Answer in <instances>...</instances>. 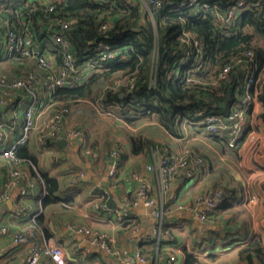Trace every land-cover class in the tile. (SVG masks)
<instances>
[{
    "label": "crops",
    "instance_id": "0c3cea01",
    "mask_svg": "<svg viewBox=\"0 0 264 264\" xmlns=\"http://www.w3.org/2000/svg\"><path fill=\"white\" fill-rule=\"evenodd\" d=\"M9 94L14 95L12 91ZM249 106L248 123L236 149L226 144L227 135L217 134L220 138H213L202 127L184 124L182 136L174 137L157 121L147 119L132 125L114 116H98L101 114L96 113L93 104L94 111L84 114L77 113L80 108H73L69 119L83 124L85 129L78 126L81 136L72 141L64 131L65 147L57 143L59 139L42 147L33 134L19 149H26L35 160L18 156L20 163L15 168L21 174L17 177H8L11 163L1 151L3 146L12 144L18 128H7L6 133L0 130L5 144H0V264H26L31 250L30 246L15 244L13 233L4 234L1 228L8 226L12 231L28 228L30 223H37L38 216L42 217L40 224H36L38 238L41 242L53 240L59 244L67 264H122L106 250L92 245L84 234L68 229V224L89 226L108 234L122 257H131L141 249L145 254L156 253L158 264H170V255H176L175 264H185L188 251L203 264H263L256 257L248 262L239 256L242 245L253 238L260 237L264 244V104L256 95ZM3 113L0 108V120ZM97 119L105 126V137H98L92 129ZM67 120V129L74 126H69ZM138 136L153 140L157 149L144 146L136 152L132 138ZM158 136L164 137L166 143L161 144ZM83 144L92 147L86 150ZM114 145L120 149V164L116 176L109 178ZM185 145L206 155L208 167L194 177L180 172L166 192L160 193L156 172L149 169L156 151L175 154ZM40 171L59 182L55 201L47 205ZM78 171H84L85 178L73 181ZM142 179L150 182L157 205L163 204L162 223L143 203L127 205L126 199L133 197ZM100 189H108L109 211H102L92 203V193ZM218 189L228 193L226 201L208 219L201 220V207L196 204L198 196ZM49 262L48 258L40 264Z\"/></svg>",
    "mask_w": 264,
    "mask_h": 264
},
{
    "label": "trees",
    "instance_id": "16d2710c",
    "mask_svg": "<svg viewBox=\"0 0 264 264\" xmlns=\"http://www.w3.org/2000/svg\"><path fill=\"white\" fill-rule=\"evenodd\" d=\"M20 1L0 0V14L14 19L16 13L9 14L8 10H14ZM49 1L56 5L54 16L77 19L69 33L77 64L85 61L88 47L98 41L109 45L114 53L82 85L59 88L54 94L57 100L72 105L98 102L106 115L110 112L109 116L132 125L147 119L157 121L174 137L182 136L187 121L203 128L202 120L208 114H229L249 78L253 80L252 93L264 104V0H246L243 7H235L239 0H159L161 7L152 13L143 0ZM229 16L232 19L225 22ZM7 62L11 64L9 71L3 66ZM229 62L237 64L220 78ZM37 70L44 72L27 57H0V94L1 89L16 91L8 83ZM108 106H112L110 111ZM262 117L264 120V111ZM216 135L211 136L220 138ZM225 138L232 149L241 141L231 146ZM132 140L136 152L144 146H157L144 136ZM15 154L35 160L26 149L17 148ZM40 177L47 205L55 201L59 182L44 171ZM41 218H36V224ZM239 256L248 262L256 257L264 264L262 239L245 242ZM185 264L203 263L185 251Z\"/></svg>",
    "mask_w": 264,
    "mask_h": 264
},
{
    "label": "built area",
    "instance_id": "2783aa9c",
    "mask_svg": "<svg viewBox=\"0 0 264 264\" xmlns=\"http://www.w3.org/2000/svg\"><path fill=\"white\" fill-rule=\"evenodd\" d=\"M97 1L102 2L103 0ZM161 4L159 0H150L147 3L151 13L152 9H158ZM246 5V0H239L235 7ZM56 9V5L49 0H23L13 12L16 13L14 19L3 17L0 14V57L12 58L21 55L33 60L44 69V72L37 70L28 76L22 74L10 81L9 87L15 88L16 91H3L1 89L0 108L4 110V113L3 116L1 115L0 130L6 133L7 128L13 126V129L18 128L19 131L12 144L3 146L1 151L3 158L11 163L10 168H8L10 173L8 177H17L21 174L15 168V165L20 163L15 151L17 148L26 145L33 134L37 136L42 147L46 146L48 141L54 142L61 139L64 131H66V138L69 137L72 141L81 136L82 131L78 126H71L68 129L66 126L72 104L55 99L54 94L62 87L82 85L92 72L101 70L103 62L107 58L114 56L109 45L98 41L91 48L88 47L87 52L89 54L86 55L85 61L77 64L69 36L77 19L63 15L54 16ZM231 19L232 16H229L225 22H230ZM106 28L107 25L104 24L102 29L105 30ZM41 35L43 36L41 37ZM234 64L237 62H229L219 77H226ZM252 82L253 80L250 78L245 82L243 95L232 103L229 114L211 113L203 118L202 122L205 123L203 128L206 132L227 135L231 146L238 144L245 125L248 123V106L256 97V94L254 95L251 91ZM20 89L24 91L20 93ZM11 91L14 95L9 94ZM98 105L99 103L96 105V110L100 111L101 106ZM111 108L112 106H108L106 109L110 111ZM0 144L5 145L1 141V135ZM82 147L88 150L92 146L83 144ZM195 155L189 151L170 155L163 154L160 150L156 151V159L152 165H149V169L156 172L160 193L166 192L180 172L184 171L187 176L194 177L206 166L204 159ZM111 159L109 178H113L117 174L120 164L119 148L112 151ZM75 175L73 181L85 178L84 171H78ZM108 195V189L93 192V205L102 211H109L107 210L109 209ZM227 197L228 193L222 189L200 194L196 204L201 207L199 211L201 220L208 219L216 212ZM126 201L127 205L132 206L143 203L152 209L156 217L161 218L162 223L163 204H160L161 207L157 205L149 181L142 179L134 191L133 197L127 198ZM118 213L119 211L116 210L117 215ZM30 224L31 226L28 228L14 231L8 226L1 228L4 234L13 233L15 244L31 247L26 264H40L42 260L48 258L49 264H67L63 248L53 240L41 242L37 235L35 222ZM67 228L76 233L84 234L92 245H98L106 250L113 257L119 259L122 264H158L159 257L156 253L145 254L141 249H137L131 257H122L111 236L92 227L68 224ZM176 260V255L169 256L170 264H175Z\"/></svg>",
    "mask_w": 264,
    "mask_h": 264
},
{
    "label": "rangeland",
    "instance_id": "374dc122",
    "mask_svg": "<svg viewBox=\"0 0 264 264\" xmlns=\"http://www.w3.org/2000/svg\"><path fill=\"white\" fill-rule=\"evenodd\" d=\"M3 66H4V70L5 71H9L10 70V68H11V64L9 63V62H7V63H3ZM23 70V69H22ZM18 78V77H17ZM16 79V78H15ZM97 103L98 102H96L95 104H93L95 107H96V105H97ZM92 106V102L91 103H86V102H79V103H77V104H74V106L72 105V109H71V113H70V115L72 114V112H73V108H75V110H77L78 108H80L79 109V111H77V113H80V111L82 112V114H84L85 112H87V111H94V109L90 106V105ZM99 106V105H98ZM100 107V106H99ZM100 111H98L97 110V114H101V115H98V116H106V117H110V116H107L106 115V113L105 112H103V110H104V107H100ZM69 115V116H70ZM74 115V114H73ZM69 116H68V120H70L69 119ZM67 120V121H68ZM77 122H74V120H70V122H68V125L69 126H71V125H74V126H80V127H82V128H84L85 129V127L83 126V124L82 123H80V121H78V120H76ZM185 124H188L187 122L185 123ZM194 126H197V125H194ZM194 126H189V128L190 127H193L194 128ZM186 128H188V125H186L185 126ZM199 128H201V126H198ZM105 126H102V125H100L99 124V122H98V119L96 120V123L94 122L93 123V127H92V129L93 130H95L96 131V133L98 134L97 136L98 137H100V138H102V137H105L106 135H105ZM188 130V129H187ZM116 132V131H115ZM113 133V132H112ZM162 136V135H161ZM159 137V139H160V141H161V144L162 143H166V140H165V138L164 137ZM165 140V141H164ZM194 146H196L197 148H203L202 146H200V145H198V144H195ZM115 148H118L116 145H114V146H112V148H111V153H112V151L115 149ZM193 152V153H195L196 155L195 156H200L201 158H203L204 159V161H205V164L207 165L208 164V159H207V157H205L206 155H204L203 153H196V152H194L193 150H192V147H191V145L189 146V145H185L184 147H183V149H182V151L181 152ZM203 151V150H202ZM180 153V152H179ZM206 167V166H205ZM204 167V168H205ZM207 167H208V165H207ZM210 179H211V173L210 174H208V176H207V180H209L210 181Z\"/></svg>",
    "mask_w": 264,
    "mask_h": 264
},
{
    "label": "water",
    "instance_id": "95a60500",
    "mask_svg": "<svg viewBox=\"0 0 264 264\" xmlns=\"http://www.w3.org/2000/svg\"><path fill=\"white\" fill-rule=\"evenodd\" d=\"M146 3H148L150 0H144ZM224 105V103H222ZM61 147H65L67 145V140L65 138H61L57 142Z\"/></svg>",
    "mask_w": 264,
    "mask_h": 264
}]
</instances>
